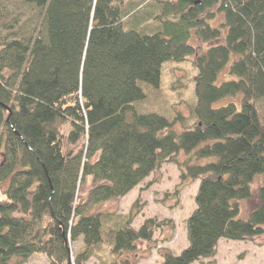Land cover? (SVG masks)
Masks as SVG:
<instances>
[{
	"label": "trees",
	"instance_id": "trees-1",
	"mask_svg": "<svg viewBox=\"0 0 264 264\" xmlns=\"http://www.w3.org/2000/svg\"><path fill=\"white\" fill-rule=\"evenodd\" d=\"M186 62L190 117L140 112ZM171 162L200 185L188 247L161 264L264 236V182L240 217L264 176V0H0V264H136L173 223L96 208Z\"/></svg>",
	"mask_w": 264,
	"mask_h": 264
},
{
	"label": "rangeland",
	"instance_id": "rangeland-1",
	"mask_svg": "<svg viewBox=\"0 0 264 264\" xmlns=\"http://www.w3.org/2000/svg\"><path fill=\"white\" fill-rule=\"evenodd\" d=\"M192 75V68L187 62L166 64L160 88L148 90L146 101L138 105L139 111L155 112L168 118L173 116V112L179 111L181 115L190 117L194 100L193 85L190 82ZM185 125L188 127V124ZM176 128L182 129V126L177 125ZM181 174L177 165L166 163L128 196L96 208L124 215L138 210L133 224L136 230L148 219L160 224L173 223L172 227L157 229L151 243H139L138 252L128 254V257L137 259L136 264H161L163 252L170 251L178 256L188 247L187 220L195 210V197L200 182L183 183ZM263 182L264 176L258 177L253 184L254 197L240 203L241 218H247L251 210L260 204L258 191ZM90 187L91 181L88 179L82 192L87 193ZM73 247L74 250L80 248L78 244H73ZM123 259H126V255H123ZM107 260L105 264H112V258ZM27 264H47V261L43 257H33ZM87 264L102 263L92 258ZM194 264H264V236L243 242L221 240L215 257Z\"/></svg>",
	"mask_w": 264,
	"mask_h": 264
}]
</instances>
